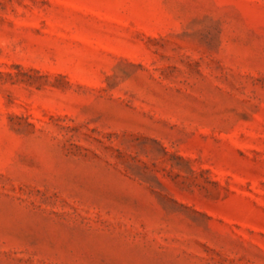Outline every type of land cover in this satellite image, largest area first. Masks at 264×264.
Instances as JSON below:
<instances>
[{
	"label": "rangeland",
	"instance_id": "obj_1",
	"mask_svg": "<svg viewBox=\"0 0 264 264\" xmlns=\"http://www.w3.org/2000/svg\"><path fill=\"white\" fill-rule=\"evenodd\" d=\"M0 264H264V0H0Z\"/></svg>",
	"mask_w": 264,
	"mask_h": 264
}]
</instances>
